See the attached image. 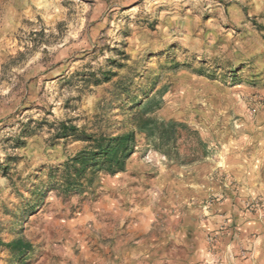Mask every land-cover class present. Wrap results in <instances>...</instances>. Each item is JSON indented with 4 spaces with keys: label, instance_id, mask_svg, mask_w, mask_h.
Here are the masks:
<instances>
[{
    "label": "rangeland",
    "instance_id": "374dc122",
    "mask_svg": "<svg viewBox=\"0 0 264 264\" xmlns=\"http://www.w3.org/2000/svg\"><path fill=\"white\" fill-rule=\"evenodd\" d=\"M0 264H264V0H0Z\"/></svg>",
    "mask_w": 264,
    "mask_h": 264
},
{
    "label": "trees",
    "instance_id": "16d2710c",
    "mask_svg": "<svg viewBox=\"0 0 264 264\" xmlns=\"http://www.w3.org/2000/svg\"><path fill=\"white\" fill-rule=\"evenodd\" d=\"M160 125L166 126L165 134L168 135L174 131L175 122L167 121L160 122ZM75 127H71V130L75 131ZM92 136L87 135L86 139H91ZM133 139L132 133L120 134L112 138H102L96 140L94 150L90 152L92 158L95 156L106 164L107 169L111 172L122 170L124 168L125 160L129 156L128 143ZM79 161V160H78ZM83 162V161H82ZM10 249H15L18 252V256L24 255L27 250V246L22 245L20 240L12 241L8 244Z\"/></svg>",
    "mask_w": 264,
    "mask_h": 264
},
{
    "label": "bare ground",
    "instance_id": "6f19581e",
    "mask_svg": "<svg viewBox=\"0 0 264 264\" xmlns=\"http://www.w3.org/2000/svg\"><path fill=\"white\" fill-rule=\"evenodd\" d=\"M146 64H147V66H149V67H153V65H154L153 61H150L149 63H146Z\"/></svg>",
    "mask_w": 264,
    "mask_h": 264
}]
</instances>
